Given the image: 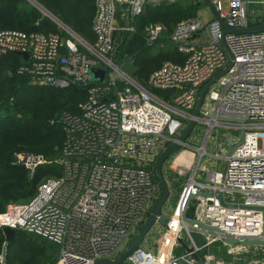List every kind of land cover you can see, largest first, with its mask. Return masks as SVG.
Here are the masks:
<instances>
[{"label": "built area", "instance_id": "1", "mask_svg": "<svg viewBox=\"0 0 264 264\" xmlns=\"http://www.w3.org/2000/svg\"><path fill=\"white\" fill-rule=\"evenodd\" d=\"M177 1L96 0L94 44L61 27L68 38L56 33L0 32V56L29 55L28 65L19 74L29 75L42 86L87 87L88 99L79 110L61 115L63 175L42 183L31 202L12 203L0 214L1 231H25L56 243L60 254L54 264H95L115 260L125 250L161 194L154 178L157 163L193 118L200 89L224 70L228 71L209 89L205 113L197 123L209 126V135L218 127L242 130L244 142L230 157H223V168L215 172L199 166L205 146L196 149L198 165L171 213L173 218L167 221L158 250L143 247L131 253L127 262L264 264V258H257L264 255V245H232L223 240H264V31L225 35L234 56L230 67L219 20L197 16L179 23L171 38L186 61L164 63L147 83L150 90L176 91L170 102L121 71L113 58L116 32H135V18L147 5ZM120 3H128L129 9L119 8ZM209 3L229 28L250 26L244 0H229L226 9L223 0ZM163 30L160 23L146 27L147 43L157 42ZM92 68L105 69L106 84L92 81ZM15 155L14 164L24 165L31 176L47 163L42 155ZM199 170L204 180L197 179ZM190 210L192 225L183 221ZM183 232L193 246L179 254ZM192 233L203 238L196 241ZM205 249L207 255L200 260Z\"/></svg>", "mask_w": 264, "mask_h": 264}, {"label": "trees", "instance_id": "2", "mask_svg": "<svg viewBox=\"0 0 264 264\" xmlns=\"http://www.w3.org/2000/svg\"><path fill=\"white\" fill-rule=\"evenodd\" d=\"M34 1L81 38L92 44L96 42L93 32L96 0ZM200 6L201 0L147 5L135 18V32L114 34L116 50L113 58L117 66L125 68L129 77L147 87L151 75L164 63H184L187 56L180 52L171 37L179 23L199 16ZM118 20L125 24L121 16ZM159 23L164 30L159 40L149 45L145 29ZM8 30L69 37L29 0H0V32ZM28 63L17 53L0 56V214L12 203L31 202L42 183L63 175L60 160L65 135L61 115L67 111L77 112L88 99L87 87L42 86L29 75L19 74L18 71ZM150 91L169 102L178 95L170 90ZM15 154L42 155L47 163L31 176L26 169L14 167ZM154 178L158 182L156 176ZM187 217L193 218L192 210L188 211ZM5 243L6 237L0 230V264H54L60 254L56 243L25 231H17L13 241Z\"/></svg>", "mask_w": 264, "mask_h": 264}, {"label": "rangeland", "instance_id": "3", "mask_svg": "<svg viewBox=\"0 0 264 264\" xmlns=\"http://www.w3.org/2000/svg\"><path fill=\"white\" fill-rule=\"evenodd\" d=\"M262 2L263 1H261L260 4L247 6V17L249 23L253 24L254 22L263 21L264 2ZM222 5L223 8L226 9L228 7V2L224 1ZM198 14L200 17L208 21L214 19L211 4L207 2V0H201V6ZM118 67L121 71L128 74L125 68L120 66ZM113 74L114 71L111 70L110 76ZM209 132V126L201 122L197 123L192 131V134L187 139L186 144L178 153L174 154L168 161L165 162L163 166L164 176L170 189V197L164 205L165 213H173L175 206L181 198L184 186L188 182V179L193 175V172L198 165L199 152L196 149L205 146L206 154H204L203 158L200 160L199 166H206L208 169L214 171L223 167L224 159L221 153H223L224 150H226L227 153L230 151L229 149L237 145L242 134V130L233 131L222 127L211 130L210 135ZM230 142H233L234 145L230 146ZM200 176H202V180L205 179L201 171L197 177L198 180H200ZM164 231L165 227L155 225L150 234L146 237L142 246L145 249H151L156 252L158 250V243L163 237ZM192 235L196 241L203 238L198 236L196 233H192ZM181 239V247L177 252L179 254H184V252H186L187 249L193 245L186 232L182 233ZM253 249L254 248H252V250ZM257 258H264L263 253H261ZM126 264H128V262Z\"/></svg>", "mask_w": 264, "mask_h": 264}, {"label": "water", "instance_id": "4", "mask_svg": "<svg viewBox=\"0 0 264 264\" xmlns=\"http://www.w3.org/2000/svg\"><path fill=\"white\" fill-rule=\"evenodd\" d=\"M29 1L31 3H33L34 5H36L39 9H41V11L44 14H46L53 22H56L61 28H63V29L65 28L66 30L71 31V29L67 25L60 22L47 9H44L42 6H40V4H37L34 0H29ZM128 5H129L128 3L127 4L120 3L118 5V7L127 11L129 9ZM212 12H213L214 18L219 20L221 23L222 36H223L221 39V42H222V46L224 47L225 51L230 56V59H231L230 67H232L233 61H234V56L231 54V52H230V50L226 44L225 35L226 34H234V33H236V34H253L256 32H263L264 31V22L259 23L257 25L244 27V28L231 29L227 26L225 20L223 18H221L220 15L216 11H214L213 8H212ZM18 54L21 55L23 57V59L26 61L29 58L28 53L27 54L26 53H18ZM227 71L228 70H224V71L218 73L217 76L212 81L208 82L207 84H205L200 89L199 98H198L196 107H195L194 112H193L194 113L193 118L189 119L186 126L180 131L181 133L176 138V141L170 145L167 152L162 155L161 159L157 163V165L155 167V176H156V178L160 184L161 194H160L159 198L153 204L152 212H151L150 216L145 220V222L141 226L138 227V230L136 231L134 236H132L131 239L127 242L125 250L115 260H99L95 264H126L128 256L131 253H133L134 251H136L138 249L143 248V246H142L143 242L145 241L146 237L150 234V232L152 231V229L154 228L155 225L165 227L167 224V221H169L173 218L171 213L170 214L165 213V211H164V205L166 204L167 200L170 197V189H169V185H168V183L165 179V176H164L163 166H164L166 161H168L174 154L178 153L181 150V148L186 144L187 139L190 137L193 129L195 128V126L197 124V120L202 116V114L205 113L204 109H203V105H204L205 99L208 95L207 93H208L209 89L211 87H213L214 85H216L218 80L220 79V77L225 75V73ZM90 75H91L93 82H97V83H100L102 85L107 83V77H106L105 69H100V68L94 69V68H92L90 70ZM239 121L243 122L241 120H239ZM244 137H245V132H242L239 142L237 143V145H235L231 149H229L230 151L227 153V157H230L232 155V153L236 150L237 146L241 145L244 142ZM14 167L18 168V169H23V170L25 169V166L22 164H14ZM223 197H224L223 193H220L219 199H220L222 204H224ZM183 221L187 224H190V225L195 223V221L187 218L185 214L183 215ZM203 228L207 229L211 232H215L217 234H220L218 230L212 229L208 226H203ZM2 231H3V233L6 237V240L8 242H12L16 233H17V231H15L14 229L12 230L9 228H4ZM223 240L229 244H232V245H240V244L247 245V246L264 245V240H259V241L245 240V241L237 242V241H234V240H231L228 238H224V237H223ZM195 259H198V258L195 256ZM199 263H201V261H199Z\"/></svg>", "mask_w": 264, "mask_h": 264}, {"label": "crops", "instance_id": "5", "mask_svg": "<svg viewBox=\"0 0 264 264\" xmlns=\"http://www.w3.org/2000/svg\"><path fill=\"white\" fill-rule=\"evenodd\" d=\"M224 1H226V2H228L229 3V0H223V2ZM261 1H263L264 2V0H261ZM261 1H257V0H244V2H245V4H246V12H247V6H249V5H252V4H260V2ZM207 2H209V1H207ZM262 2V3H263ZM264 16V15H263ZM215 19V18H214ZM259 23H262V21H258V22H254L253 24H251V23H249V25L250 26H253V25H257V24H259ZM203 40V39H202ZM202 40H198V41H202ZM234 143L233 142H230V146L231 145H233ZM228 153V152H227ZM227 153H226V150H224V152L223 153H221V155L223 156V157H225L226 155H227ZM224 164H225V162H224ZM224 164H223V166H224ZM223 168V167H222ZM222 168H219V169H216V170H214V171H212V170H210V171H212V172H215V171H219L220 169H222ZM147 249V248H146ZM217 251H221L222 250V247L220 248V247H217V248H215ZM148 250H151V249H148ZM151 251H153V250H151ZM207 252H208V250L207 249H205V250H203V252H201L200 254H199V258H200V260H203V259H205V256L207 255Z\"/></svg>", "mask_w": 264, "mask_h": 264}]
</instances>
